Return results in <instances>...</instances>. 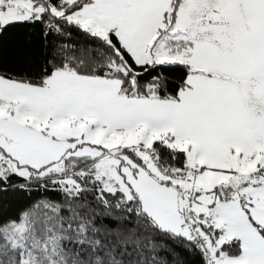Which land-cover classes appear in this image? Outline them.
<instances>
[{
  "label": "snow or ice",
  "instance_id": "snow-or-ice-1",
  "mask_svg": "<svg viewBox=\"0 0 264 264\" xmlns=\"http://www.w3.org/2000/svg\"><path fill=\"white\" fill-rule=\"evenodd\" d=\"M0 264H264V0H0Z\"/></svg>",
  "mask_w": 264,
  "mask_h": 264
},
{
  "label": "trees",
  "instance_id": "trees-1",
  "mask_svg": "<svg viewBox=\"0 0 264 264\" xmlns=\"http://www.w3.org/2000/svg\"><path fill=\"white\" fill-rule=\"evenodd\" d=\"M24 203H26V201L21 202L19 205H17L18 207H23Z\"/></svg>",
  "mask_w": 264,
  "mask_h": 264
}]
</instances>
